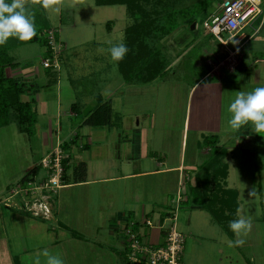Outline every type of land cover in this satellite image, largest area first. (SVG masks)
<instances>
[{"label": "rangeland", "instance_id": "374dc122", "mask_svg": "<svg viewBox=\"0 0 264 264\" xmlns=\"http://www.w3.org/2000/svg\"><path fill=\"white\" fill-rule=\"evenodd\" d=\"M41 1L44 3V0H25V4L30 15H33L34 10L39 12V18L36 22L40 24L35 22L36 30L45 21L50 25V28L57 30V38L62 46L59 84L57 86L52 85L45 90H38L33 95L35 99L34 109L36 106L38 113V120L34 125V135L29 137L20 133L14 117H12L9 125L0 129V202L5 198H2L5 187L8 188V194L10 195L11 191L9 190L12 188L14 190L25 186V182L20 180L26 173V169H28L26 168L28 167L27 164L33 161L37 165L35 160L38 155H45L51 143L55 146L56 143L68 141L77 130L80 134H85L87 130L91 131L90 128L78 129L79 119L91 109V105L95 102L94 97L97 94L100 93L108 98L115 92L119 93L117 84L122 80L115 61L111 59L109 49L114 44L123 41L124 29L132 23V19L128 16L124 6L99 7L95 5L94 0H51L50 6L45 8L43 4L40 5ZM163 1L161 2V8L172 10L177 19L178 27L163 40L154 42L153 47L160 48L168 62V80L172 83V89L169 90L166 85H160L155 89V93H152L155 95H151V97L147 95L130 96L127 99L128 103L126 102V104L128 106L125 109L121 107L120 99L117 98L120 97V94L113 101L115 110L121 111L123 109L122 112L128 115V111L134 109L141 116L139 120L140 123H144L143 125L154 120L158 124L163 122L172 126L168 138H170L173 148L172 153L177 154L176 151L181 146V126L183 125L187 103L192 121L201 112L198 110L200 107L199 91L194 97H189V89L209 67H214L216 59L211 57V54L217 52L218 49V43L211 42L209 35H207L208 38L205 37L204 30H198V25H195L193 29L195 34L186 31L188 21L183 20L178 13L184 9L194 10L195 7L203 5V3L208 4L206 13L200 15L199 20H197L200 24L201 20L217 9L222 0ZM56 7H59V12L55 11ZM181 29L185 31L179 34ZM245 33L249 34L248 29L245 30ZM186 39H192V41L187 42ZM185 42L187 43L185 44ZM42 48L43 45L40 42H35L17 46L13 48L11 53L13 57L21 61L22 66H37L44 55L41 53ZM248 50L249 47L246 48L247 53H249ZM225 56L224 58H226ZM207 58H209L208 61H206ZM228 64L230 65V63ZM239 66L240 68L234 74H230L221 84L212 78L209 84L204 83V85H209L211 90L209 96L211 99L208 100L207 105L211 106L213 110L218 109L213 113V116L217 118L216 123L221 126V131L217 136L220 137L221 145L223 144L229 152L227 160H225V163L230 167L228 184L230 187H237L239 190L242 210L244 209L242 217L251 216L253 212V218H259L262 214L264 216V208L261 206V204L264 205V131L258 132L257 137H251L244 141L241 140V134L246 132L247 128L238 132L228 124L231 116L229 104L235 99L237 92L253 89L248 82L251 68L247 57L239 60ZM97 69L98 71H95ZM243 74L247 75L244 81ZM112 79L113 81L110 82ZM44 99L48 101L46 114H42V108L39 104ZM72 104H75L80 111L78 118L69 116ZM123 105H125L124 102ZM136 120L137 118L134 119V125H136ZM49 131H51V134L48 137V142H51L48 146L44 144V134H48ZM93 132L94 130L91 133L90 145L92 147L95 146V141L97 142L100 138L99 133ZM187 139L186 154L189 157L192 148L191 143L194 138L190 135ZM82 143L86 144L90 141H80L78 145L71 148L69 153L73 162H76L78 158L82 159L88 163L91 169L90 153L80 150ZM156 143V147H158V142L156 141ZM98 152H101L99 148L96 150V153ZM200 161L202 163V160ZM44 176L45 171L39 167L35 178H30V180H40ZM163 181L164 179L160 176L144 179V189H147V184L154 185L156 190L154 189L151 194L158 197L170 187L166 182L163 184ZM259 182L262 184L261 192H258L260 189L257 188ZM119 187H121V183L110 184L108 189L110 193H114ZM99 193L100 190H93V193H90L84 188H77L71 189L67 197L71 201H84L85 205L92 209L94 204L100 203L97 200ZM147 194H150V192ZM55 197L56 195L51 198L50 203ZM21 198V196H18L14 200L20 201ZM115 199L116 204H122L119 198ZM192 207L189 201L177 209L176 229L180 234L186 236L184 264H251L248 254L242 248L239 249L234 244L228 247L222 243V230L219 225L212 221L210 214L199 213L205 218L203 221L201 218L198 219L193 216L191 224H189L190 227H187L188 213L193 210ZM173 209H175V206H173ZM0 210L8 215L22 211L16 205L7 206L2 203L0 204ZM74 210L71 212L73 213ZM51 212L52 207L46 216L41 214L32 216L45 218L49 221ZM5 219L7 232L12 233L13 225L10 224L9 220L13 219L11 216ZM17 232H20V230H17ZM259 237L260 240L263 238V231L259 232ZM225 238L228 239L226 236ZM262 242L263 240H261ZM221 249H223V254L220 253ZM227 256L230 258L228 259Z\"/></svg>", "mask_w": 264, "mask_h": 264}, {"label": "crops", "instance_id": "0c3cea01", "mask_svg": "<svg viewBox=\"0 0 264 264\" xmlns=\"http://www.w3.org/2000/svg\"><path fill=\"white\" fill-rule=\"evenodd\" d=\"M197 25L198 30H200L201 26L199 24ZM185 30L181 29L179 34ZM189 31L195 34L193 30L190 29ZM204 34L206 35L205 37H207L205 32ZM182 37L184 38V36ZM210 39L211 42H216L212 37H210ZM186 40L187 42L192 41V39ZM187 42H185V44ZM236 42H230L227 49L216 42L218 43L217 52H212L211 54V57L216 59L214 67H209L202 77L190 87L189 97H194L199 91L200 107L198 110L201 112L197 114L198 116L196 115L192 121L189 105L187 103L183 125L181 126V146L180 149L176 151L177 154L172 153L173 148L170 143V138H168L172 126L162 121L161 124H158L154 120L143 125L144 123H140L139 120L141 116H139L134 109L128 111L129 115L122 112L123 109L127 108L128 105L126 102L130 96L138 97L147 95L151 97V95H155L152 93H155V89L160 85H166L169 87V90H171L172 83L168 80L169 74L146 85L126 84L121 80L117 84L119 93L115 92L108 98H105L100 93L97 94L96 97H94L95 102L91 105V109L79 119V125L77 126L78 129L90 128L91 131L87 130L85 134H80L77 130L74 134H78V144L83 140L90 141V143H86L88 144L86 150H80L90 153V160H92L91 169L86 161L77 157L78 160L76 162H84L86 165L85 179L83 182L64 185L59 189L55 199L52 200V203H49L50 209L52 207V212L50 213L51 219L48 218L50 219L49 221L45 218H36L33 217L32 214L25 213V211L21 209V200L12 201L13 203L11 204V206L16 205L17 208L22 210H19L20 213L8 215L3 212V210H0V264L2 262L4 264H33V257L45 248L52 254H59L64 259L65 264H127V251L123 228H125L130 221H135L139 225L137 230L142 235L144 242L154 246L162 244L164 234L163 231L160 230L159 225L168 224L165 218L170 211L173 212V206H175L173 203L174 197L182 190L183 201L179 208L189 201L193 206V210L188 213L187 227H190L189 224H191L193 216L198 219L201 218L203 221L205 218L199 213H210L203 206L198 205L193 200H189L188 192L189 188L195 186V178L199 168L206 163L211 155L210 148L202 145V138L211 135L217 136L221 131L220 124L216 123V116H213V113L218 109L213 110L211 106L207 105L209 103L208 100L211 99V97L209 98L211 94L210 86L204 85V83L209 84L210 79L213 78L217 80L216 82L221 84L230 74H234L235 71L240 68L239 60H243L244 57H247L248 64L252 69H250L248 75L250 87L254 89L259 86H264V24L256 34L250 35L247 41L239 40V42ZM247 47H249V53L246 52ZM42 49L41 53L44 54L45 48L43 47ZM224 56L226 58H224ZM14 60L18 65L14 68H7L6 76L25 85L26 92L21 96V99L24 102L32 101L34 107V93L38 90L48 89L52 85L57 86L59 84L60 71L57 73H50L47 69L42 67L41 62L37 66H22L20 60L15 57ZM208 60L209 58H207L206 61ZM60 63L62 65V60ZM228 63H230V65ZM95 71H98V69ZM246 76L247 75L243 74V81ZM112 81L113 79L110 82ZM118 94H120V97L117 98L120 99L121 107L123 108L121 111L115 110L114 108L113 100ZM107 100H111L114 113L112 125L104 128H92L81 125L84 116L93 112L98 107L100 101L103 102ZM123 102L125 105H123ZM39 104L42 108V114H46L47 99H44ZM206 106H208V108H206ZM35 111L37 113L36 106ZM69 116H75L71 109ZM135 118H137L136 125H134ZM245 129L247 131L241 134V140L244 141L251 137H257L260 133L255 131L250 125L245 126L240 131ZM92 130L99 133L100 136L99 139L97 138L98 141H95V146L93 147L90 145ZM50 134L51 131H49L48 134H44V144L48 146L51 142H48ZM190 135L194 138V141L191 143V154L188 157L186 148L188 144L187 138ZM217 137L218 144L224 147L223 144L221 145L220 137ZM156 141L158 142V147H156ZM64 142L66 141L56 143L55 146L51 143L45 155H38V158L35 160L37 161V165L35 162L33 163V161H30L32 162L31 164L30 162L27 164L28 167L26 168L28 169H26V173L23 177L35 165L39 166L40 160L49 154L54 147L56 148ZM98 148L101 152L96 153ZM226 151L224 162L229 155L227 149ZM200 160H202V163H200ZM227 166L228 170L225 187L237 192L238 210L236 219H238L240 216L242 217L244 209L242 210L241 195L238 188L230 187L228 184L227 180L230 167L228 164ZM156 176H160L164 179L163 184L166 182L170 185L167 191H163L158 197L151 194L155 189L154 185L147 184V189H144L143 184L144 179H152ZM117 183H121V187L114 193H110L108 186ZM257 184V188L260 189L258 192H261L262 184L261 182ZM77 188H84L90 193H93V190H100L99 197L96 196L100 203L95 202L97 204H94L93 208L90 209L85 205L84 201L69 200L67 195L70 193L71 189ZM7 189L8 188L5 187L4 196H2V198H5L3 200L9 197ZM12 189L9 191H12ZM149 192L150 194H147ZM115 198H119L122 204H116L117 201ZM261 206L264 208L263 204H261ZM72 210H74L73 213L71 212ZM8 216H11L13 219L9 220L10 224L13 225L12 233H8L6 228L5 218ZM253 216V212L251 216H247L246 218L243 216V218L250 221L251 226L250 229L246 233H242L240 237H237L233 231L231 236H228L219 225L223 233L222 243L229 247L231 245L229 241H235L238 238L243 239V245H239L238 247L237 245L235 246L239 249L242 248V250L248 254V259L251 264H264V216L263 214L259 218H253ZM211 219L218 225L212 216ZM144 220H150L152 222V227L149 228L146 225H142ZM122 226L124 227L122 228ZM17 230H20V232H17ZM22 231H24V233H22ZM260 231H263V238H261V240H263L262 243L259 237ZM224 235L228 239H226ZM183 237L184 248L182 264H184L185 261L186 245V236ZM220 253L223 254V249L220 250ZM227 258L229 259L230 257L227 256Z\"/></svg>", "mask_w": 264, "mask_h": 264}, {"label": "trees", "instance_id": "16d2710c", "mask_svg": "<svg viewBox=\"0 0 264 264\" xmlns=\"http://www.w3.org/2000/svg\"><path fill=\"white\" fill-rule=\"evenodd\" d=\"M162 1L94 0L95 5L99 7L124 6L128 16L132 19V23L124 29L122 41L129 48V52L123 60L115 62L118 73L126 84L146 85L158 78H163L169 73L168 62L162 50L153 47V44L171 34L178 27V23L171 9L166 8L167 10H163L161 8ZM42 4L41 1L40 5ZM207 8L208 4L203 3V5L195 7L194 10L184 9L178 15L183 20L188 21L189 28L192 23L198 24V18L206 13ZM38 14L39 12L34 10L32 16H34L35 22L38 21ZM188 28L187 31L190 30ZM48 29H50V25L45 21L41 23V26L39 25L36 35L30 41L9 38L7 43L0 46V129L9 125L12 117H14L20 133L29 137L34 135L37 113L33 107V102L22 101L21 96L26 92L25 85L8 78L6 69L18 65L11 55L13 48L35 42H40L45 48L46 42L42 34ZM47 70L50 73H57L50 68ZM70 109L76 117L80 115V111L75 104H72ZM113 116L111 100L100 101L93 112L84 116L81 125L104 128L113 124ZM78 141L79 137L76 134L71 140L60 145L62 152L67 155L62 160L64 168L62 181L64 185L80 183L85 179V163L73 162L69 153L74 145H78ZM202 145L210 148L211 155L206 163L199 168L195 178V186L189 188L188 199L203 206L224 232L231 236L232 230H230L229 224L236 219L238 202L237 192L225 187L228 166L224 162V158L227 151L218 144V137L215 135L204 136ZM87 148L88 144L80 146L81 150ZM38 168L39 166L33 167L21 181L26 182L30 178H35ZM138 226V223H135L133 231H136Z\"/></svg>", "mask_w": 264, "mask_h": 264}, {"label": "built area", "instance_id": "2783aa9c", "mask_svg": "<svg viewBox=\"0 0 264 264\" xmlns=\"http://www.w3.org/2000/svg\"><path fill=\"white\" fill-rule=\"evenodd\" d=\"M263 24L264 0H222L217 9L201 21L200 26L207 35L227 49L232 41H247ZM247 29L251 32L248 35L245 33ZM42 36L46 42L44 55L41 58L42 67L58 72L61 68L62 46L57 38V30L50 28ZM66 157L60 146L54 148L39 162V167L45 171V176L40 180L29 179L24 183L25 186L12 190L9 197L0 204L11 206L12 201L21 196V209L25 212L36 216L48 215L51 198L64 186L62 160ZM182 201L181 191L174 197L175 209L165 218L168 224L159 225L164 234L163 243L160 245L154 246L144 242L140 232L133 231L136 222L128 223L129 225L123 230L128 264H182L184 237L176 229V210ZM142 225L151 228L152 222L144 220Z\"/></svg>", "mask_w": 264, "mask_h": 264}, {"label": "clouds", "instance_id": "9594fccd", "mask_svg": "<svg viewBox=\"0 0 264 264\" xmlns=\"http://www.w3.org/2000/svg\"><path fill=\"white\" fill-rule=\"evenodd\" d=\"M51 0H44L43 6L48 8ZM59 12V7L55 8ZM36 35L35 18L30 15L25 0H0V46L9 38L19 41H30ZM129 48L124 42L110 47L111 59L119 62L124 59ZM231 116L228 124L233 130L240 131L251 126L255 131H264V86L250 91H238L235 99L229 104ZM250 221L241 217L230 222L229 228L240 237L250 229ZM243 239L229 241V244L243 245ZM33 264H65L59 254H52L47 248L33 257Z\"/></svg>", "mask_w": 264, "mask_h": 264}, {"label": "water", "instance_id": "95a60500", "mask_svg": "<svg viewBox=\"0 0 264 264\" xmlns=\"http://www.w3.org/2000/svg\"><path fill=\"white\" fill-rule=\"evenodd\" d=\"M195 25H196L195 23H192L191 26H190V29L193 30Z\"/></svg>", "mask_w": 264, "mask_h": 264}]
</instances>
